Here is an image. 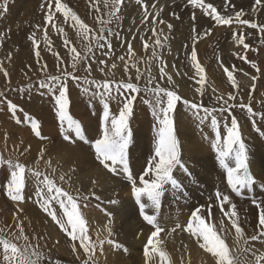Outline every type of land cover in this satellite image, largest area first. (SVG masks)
Listing matches in <instances>:
<instances>
[{
  "label": "snow or ice",
  "instance_id": "snow-or-ice-1",
  "mask_svg": "<svg viewBox=\"0 0 264 264\" xmlns=\"http://www.w3.org/2000/svg\"><path fill=\"white\" fill-rule=\"evenodd\" d=\"M8 2L9 0H0V18L7 13ZM102 3L105 10L103 13L100 11L99 0H95L93 3L97 13L95 20L100 25L98 29L91 28L68 3L62 2V0H45V3L41 5V9L45 12L43 24H36L27 39L31 42L30 46L36 62L40 63L41 38L37 37V31L43 32L44 49L53 54L60 74L51 75L47 72V64H40L39 70L44 72L45 76L38 81V87L35 88V91L41 96L48 94L54 98L55 113L58 117L59 132L63 142H66L70 147L88 144L94 162L99 167L113 176H122L129 182L139 214L154 229L147 239L144 255L152 260V255L158 254L162 262L167 261L168 264H171L168 255L160 247L162 243L160 234L165 232V228L160 222L164 198L166 193H170L174 200L187 199L190 193L186 190L182 178L187 177L189 182H196L194 173L190 171L189 166L182 160L181 156V143L175 121L178 103L192 113L198 120V126H203L208 122L207 126L214 133V137L209 136L201 127L203 138L208 141L210 148L215 152V158L220 168L226 173L227 186L236 196H241L245 189H252L256 183V177L250 169V152L242 136V121L238 120L237 115L232 113L236 109L246 110V118H251L252 128L259 137L264 138V104H262L261 109L254 110L250 95L248 102L244 101L242 86L234 74V65L232 66L233 70L223 67V72L226 73L232 87L238 91L229 93L227 98L222 95L215 96L213 104L218 105V107H208L203 102L194 103L190 99L184 98L177 90L173 75L170 74L162 55L166 47L169 51L171 50L170 36L164 34V29L166 28L168 33H171L174 24L161 18L163 9L156 10L158 2L150 3L146 0H135V3L142 8L143 18L140 23H147L151 26L144 29L150 31L151 35L148 39H145L144 36L139 37L143 41V49L145 51L151 49L150 56L142 57L143 64L147 67L144 70L141 69L132 42L128 40L125 49L127 60L125 55H120L116 59L123 63L125 73H129V69L134 68V77L129 73L126 79L117 81L111 72L117 68L115 62L110 64V70L106 74L112 76L111 79L97 80L89 79L88 76L75 75L74 73L80 66L90 76L93 67L89 61H96L98 71L104 73L105 68L108 67V62L106 59L97 56L96 50L103 52L104 57H108L111 56L113 48L112 37L115 36L124 41L120 33L115 31L111 25L113 23L119 24L122 7L126 5V0H102ZM186 3L195 9H201L203 14L211 17L217 25L231 26L235 24L249 26L253 30L258 29L261 34L260 42L264 44V22H255L250 17L244 18L243 10L235 11L234 15L231 13L222 14L213 3L206 2V0H186ZM254 3L258 8H264V0H254ZM228 7L231 5L229 4ZM57 13L62 14L64 23L70 20L71 27L76 28L82 40L86 42L82 45L83 54L72 44L63 27L57 26L55 22ZM172 15L177 21L181 19L179 14L173 13ZM196 19L197 17L193 13L190 25L192 43L190 45L185 44L184 47L187 49L186 56L190 59L191 67L195 70L193 79H196L198 84L195 91L203 97L206 94V69L198 58L196 45L202 36L197 30ZM48 25H51L56 32L63 34V46L68 50L64 58H61L60 53L53 47ZM158 25L164 27H158ZM210 34L211 29L204 32L203 36ZM7 35L8 32L0 33V46L5 43ZM135 38L133 36V39ZM233 40L236 44L242 45L245 53L251 47L249 43H246V37L242 32H233ZM121 46L123 47L124 44L122 43ZM238 55L240 54L238 53ZM68 56L71 57L72 71L62 67ZM12 58V51H9L5 59L11 62ZM240 58L246 60L257 73V75L251 76V89L255 90L257 87L255 82L264 76V69L254 59L249 60L246 54L240 55ZM154 62L158 65L159 81H166L164 86L158 82L157 75L152 73L151 69ZM0 73L4 77H9V71L4 66L3 61H0ZM142 77L146 81L143 86L140 84ZM69 83L80 87L81 91L89 96L90 106L93 100H98L102 105L98 138L90 139L86 134L85 125L70 113ZM32 88V84L27 85L29 92L32 91ZM19 91L23 92L25 88H20ZM141 92L149 96V99L145 100L144 103L151 109L155 121L153 126L155 136L153 152L146 161V167L142 174L134 176L129 162V146L133 139L130 119L133 115L134 102ZM109 101H113L119 106L118 115L112 113ZM0 103L6 105L17 123L21 122L20 117L16 114L17 112L23 113L24 109L8 99L2 91H0ZM92 111L95 114L94 107ZM24 115L25 119L30 122L31 130L35 136L46 142L47 137L41 134L40 121L27 113ZM30 147V145L26 146L25 151ZM41 161L45 162L46 167L50 169L49 172L39 170L38 165ZM35 165L28 167L26 163L5 158L0 154V168H3L7 174L5 183L0 185V192H3L15 206L16 211L13 219L15 228L19 233V235L16 232L4 233L3 229H0V264H61L60 260H53L51 249L47 252L42 250L41 240L51 239L50 236L37 233L33 241L28 235H24L25 220L22 217L25 213L22 205L30 197L33 198V203L41 214L57 227L65 239L69 240L71 252L76 257L75 264H98L97 250L99 249L100 253L103 254L105 244L113 249L127 252V248L113 238V220L111 218L113 213L111 212H107L105 235L101 236L99 231H97L95 239L89 235V222L81 211L82 207L88 206L87 203L82 204L81 201L87 202L89 196L84 195L79 189L73 194L71 190H66L63 186L69 183L73 175L79 170L75 162L69 172H61L57 176V169L52 168L49 150L40 148L38 149V157L35 158ZM26 171L35 178L34 195H26ZM174 172L177 175H174ZM96 184L97 181L93 180L92 186L95 187ZM90 195L95 197L97 201L101 200V196L96 195L94 191ZM214 199L218 204L219 211L230 221L234 235L230 230H224L223 220H220V229H217V225L211 221V207L207 208V217L202 215L201 208L205 207L203 205L191 213L184 225L176 223L171 231L175 232L177 229H181L190 233L199 243V246L211 254V257L214 258V264H264V250L256 249L250 243L252 241L264 242V201L258 202L255 199L251 201L258 209V223L249 236L246 234L245 228L242 227L237 204L233 202L232 197L217 188ZM107 203L116 205L119 202L108 198ZM54 205H58V208ZM226 206L227 210H225ZM230 236L232 237L231 246L229 244ZM21 240L23 243H20ZM54 244L58 245L59 241H54Z\"/></svg>",
  "mask_w": 264,
  "mask_h": 264
},
{
  "label": "bare ground",
  "instance_id": "bare-ground-1",
  "mask_svg": "<svg viewBox=\"0 0 264 264\" xmlns=\"http://www.w3.org/2000/svg\"><path fill=\"white\" fill-rule=\"evenodd\" d=\"M62 2L68 3L69 6L72 7L81 19L89 24L91 28H99L100 25L98 21L95 20L97 13L93 7L95 0H62ZM146 2H158V8H164L161 12L165 15L163 19L174 24V29L171 33H168L166 28L164 29V34L170 36L169 43L171 50L169 51L166 47L163 50L162 55L167 63L170 74L173 75V80L175 81L177 88L181 94L186 95H182L184 98L190 99L194 102L189 96L195 93V89L198 87L195 82H192L190 78L191 73L186 68V66L191 68V62L186 56L187 49L184 47L185 44L190 45L192 43L190 25L192 23L191 17L193 13H195L197 17L195 21L197 30L202 36V39L196 45L198 58L201 64L205 67L206 72L211 73L213 76L219 75L221 80L222 78L227 79L226 73L223 72L225 64L220 63L219 59H226L232 63H236L240 59L242 64L247 67L251 65L246 60L242 61L240 55L246 54L249 60H256V55L252 57L248 53L251 52V49L250 51L247 50L245 53L244 50L241 49L242 47L238 48L239 45L233 40V32L241 31L236 28L234 29L233 27V31L231 32H225V29L223 30L224 32H221V29H223L220 27L221 25L215 24L214 20L203 14L201 9H195L191 5H188L186 0H146ZM211 2L213 1L211 0ZM223 2L226 3L225 0ZM44 3L45 0H9L8 11L2 18H0V33L8 32L5 43L0 46V61H3L4 66L9 71V77H4L3 74L0 73V89L3 87V90H7V88L10 87L8 90H11L12 86L20 83L22 88H25V91H19V94L15 95L23 97L22 106L27 110H30L28 106L29 102L30 106L35 104L32 97L37 94L35 88L38 87V81L45 74L39 70L40 64H47L48 73L59 70V68H53L55 67L54 65H56L53 54L44 49L42 31H37V34H39L37 37L41 38L42 52L40 63L36 62L34 52L30 46L31 42L27 39L28 35L32 32H30L31 28L34 30L36 24H43L45 12L41 9V5ZM135 4V0H126V5L122 7V15L119 24L113 23L111 25L115 31L120 33V36L124 38V41L113 36V48L111 50V56L108 57H104L103 52L98 49L96 50V55L106 59L108 62V67L105 68V72L101 73L98 71V64L96 61H89L93 67L91 73L93 79L102 80L104 78H113L112 76L106 75L110 70V64L113 62L117 64V68L111 70V72L117 81L121 77L126 79L129 73L133 77L135 76L134 68H130L129 73H125L123 63L116 59L120 55H125V59L127 60L125 49L126 41L128 40H131L132 42L133 49L136 53V59L140 61L139 66L141 69L144 70L147 67L143 64L142 57L150 56L151 49L145 51L143 49V41H141L139 37L144 36L145 39H148L151 35L150 31H145L144 29L146 27L150 28L151 26L134 23L132 19L133 14L142 13V8ZM99 6L101 13H103L105 10L103 8L102 0H99ZM227 6L226 3L225 5H220L217 9L224 14L229 11L226 8ZM173 13L179 14L181 19L179 21L175 20L172 15ZM249 15L252 19H256L255 21L259 19L260 22H264V8H258L255 11L252 10ZM55 22L57 26L63 27L72 44L77 47V50L81 51L83 49L82 45L86 42L82 40L81 36L78 34V30L71 27V21L69 20L67 23H64L62 14L57 13ZM215 26H218L220 29H217ZM158 27L164 26L158 25ZM209 29L215 33L218 42H211V34L209 36H203V33ZM48 30L49 36L53 40L54 49L60 53L61 58L65 57L68 50L63 46V34L53 30L51 25H48ZM250 33L257 37L254 38L255 40H260V34L257 30L250 28ZM133 36L136 38L133 39ZM245 37L246 42L251 40L255 43V40L252 38H248V36ZM122 43L124 44L123 47L121 46ZM258 43L259 46H264L260 41ZM14 49L15 51H13ZM226 49L232 53L229 57L224 56V53H222L223 50L226 51ZM9 51H12L13 56L11 62L5 59ZM238 53L240 55H238ZM69 57L70 56H68V58ZM244 61H246V63ZM258 63H260L261 68L262 65L264 66L263 59L259 58ZM151 70L153 75H158V65H156L155 62L153 63ZM234 74L236 75L238 82H240V77L242 75L237 71H234ZM254 75H257V73L254 72ZM143 78L144 77H142L141 80ZM159 82L166 83V81ZM225 83L231 85V82L228 81V79ZM255 83L257 87L255 90H252V81L248 80L247 84H243L242 87L245 90H242V92L245 96H247V92L249 93L252 97L251 102L254 110H259L261 109L262 104H264V76L259 78ZM29 84L33 85L31 92L27 90V85ZM141 86L143 85L141 84ZM69 88H71V83H69ZM205 92L206 94L203 98L208 99L203 104L208 107H218V105L213 104V99L217 95H222L227 98L225 91L220 92L209 83H206ZM69 95L71 101L69 108L70 113H73V115H86V117L83 118V120L88 123L85 125L86 134L90 132L93 135L90 139L98 138L100 129V120L98 117L102 112V105L98 100H93L90 106L88 101L89 96L85 95L81 91V88L77 86L69 89ZM249 95L246 97V102H248ZM51 99V95H49V97L46 95L42 101L40 108L41 112L30 111V116L39 117L44 124V120L51 111L50 108L54 107V98L53 100ZM148 99L149 96L143 92L137 96V100L134 102L133 115L130 119L132 133H134L137 125H140V128L136 129L137 140H132V143L129 146V150L131 149V152H129L130 165L134 176L142 174L146 167V161L149 159L154 148L155 131L153 126L155 121L151 114L150 107L144 103V101ZM1 104L5 106L4 103ZM109 104L111 111L116 112L119 110V106L115 102L109 101ZM93 107L96 110L95 114H93L92 111ZM2 108H0V123L3 125L5 124L4 121H7V117L5 118L2 114ZM42 112L45 113L42 115ZM232 114L237 115L238 120L242 121V136L249 147L250 164L254 175L258 179L252 189H245L244 193L241 196H237L235 199L242 227L245 228L246 234L250 236L252 229L258 223V209L251 201L253 199L258 202L264 201V138L259 137L252 128L251 118H246V110L236 109L235 113ZM11 118L12 114L9 112V119L7 118L8 121ZM257 119H259V117H257ZM175 121L178 129V137L181 143L182 160L186 162L190 171L194 173L196 182L191 183L188 181L187 177L182 178L187 187V191L190 193L187 199L181 198L179 200H174V198H172L166 201L165 195L160 218V222L165 228V232L160 234V239L162 241L160 247L168 255L171 264H214V258L211 257V254L202 249L190 233L181 229L172 232L171 229L174 228L176 223L184 225L189 219V215L201 205L205 206L201 208V214L206 217L207 207L210 205L212 206L211 221L217 225L218 230L220 229V221H214V218L221 214L219 208L215 206V203L217 202L214 199V193L217 188L223 191L226 190V173L220 168L218 161L215 158L216 154L210 148L208 141L203 138L201 127H203V131L208 133L209 136L214 137V133L207 126L208 122L203 126H198V120L191 112L185 110L179 103L175 113ZM43 124L42 126H44V129L41 134L42 136L47 137L46 142L42 141L41 138L36 137L35 134H32L31 127L28 131L22 128L23 130L21 129L15 133L9 132V134L6 133L7 135L3 133L5 138L3 137V139H0L1 154L5 158L10 156L13 160H19L20 162L26 163L28 167H33L36 166L35 158L38 157V149H48L52 168L57 169V176L61 172H69V169L73 167L72 164L74 165L75 162V165L78 166L79 170L73 175L71 181L63 186L66 190H71L73 194L79 189L84 195L89 196L87 202L81 201L82 204H88L86 208H91L90 210L85 209L86 215H89V218L92 217L91 219H93L87 220L89 222V235H91L93 239H95L97 231L101 233V236L105 235L104 228L107 224V215L102 213L101 210L106 209L108 212L113 213L111 217L113 220V238L127 248V252H124L122 250L113 249L111 246L105 244L103 254L100 253L99 249L97 250L96 259L98 264H168L167 261L162 262L158 254H153L152 260H149L148 257H145L144 255V248L147 244V239L150 236L151 231L154 229L152 226L148 225L139 214L138 206L131 193L129 182L122 176H113L99 167L97 163L94 162L88 144L70 147L66 142H63L62 135L58 129L53 130L49 125L46 126V124ZM24 125L28 126L26 122H24ZM14 136H17L18 141H15L12 138ZM9 137L12 138L8 140L10 144L6 141ZM2 145H5V147H2ZM28 145L31 147L25 151V147ZM84 154L90 155L92 159L83 157ZM38 168L46 173L50 171V169L46 167L44 161L39 163ZM2 169L3 168H1L0 171H2ZM4 171L5 170L3 169L2 172ZM174 175H177V173L174 172ZM25 180L26 195H34L36 183L35 178L26 171ZM93 180L97 181L95 187L92 186ZM4 183V178L0 177V185H3ZM200 185L201 189L199 187ZM93 191L96 195L101 196L100 201H97L95 197L90 195ZM108 198L115 199L119 203L116 205L108 204ZM169 204L175 208L178 213L173 214L170 210L171 207ZM9 205L15 208L13 202L6 198L3 192H0V213H4L5 207ZM22 207L25 213L22 219L25 220V227L29 230L27 235L32 239H35L37 233H42L43 236H50L51 239L41 240L43 251L47 252L51 249L53 260L58 259L61 261V264H75L76 257L71 252L69 240L65 239L64 235L58 231L57 227L51 224L48 219L41 214L38 208L34 205L33 198L30 197L27 200L25 207ZM54 207L58 208V205H54ZM83 208L85 207H82L81 211ZM225 210H227V206ZM14 214H11L9 224H13L14 230L17 231L13 219ZM223 224L224 230H230L234 235V229L232 228L231 223L226 225V223L223 222ZM56 240L59 241L58 245L54 244V241ZM168 241L170 245L176 241H183L184 245L178 247L172 246L171 250H168L164 247L165 243ZM250 243L254 248L264 250V246H262L264 242L252 241ZM229 244L230 246L232 244L231 236L229 237Z\"/></svg>",
  "mask_w": 264,
  "mask_h": 264
},
{
  "label": "rangeland",
  "instance_id": "rangeland-1",
  "mask_svg": "<svg viewBox=\"0 0 264 264\" xmlns=\"http://www.w3.org/2000/svg\"><path fill=\"white\" fill-rule=\"evenodd\" d=\"M213 2H211V0H206V2H211V3H213V5L217 8V7H219L220 5H225L226 3H227V5H231V7H226L229 11H227V12H225L224 14H226V13H231V14H233L234 15V12L235 11H239V10H243V12L245 13V17L244 18H249L250 17V15H249V13L253 10V9H258V7L255 5V3H254V0H225V2L226 3H224L223 1L224 0H212ZM239 4V5H238ZM135 5H137V4H135ZM160 8H162V7H159V8H157L156 10H159ZM162 9H164V8H162ZM151 10V9H150ZM164 14L163 13H161V17L162 18H164ZM142 18H143V13H141V14H133V16H132V19H133V21H134V23H139V24H141L140 23V21L142 20ZM251 18V17H250ZM149 20H151V17H149ZM254 20V19H253ZM256 20V19H255ZM254 20V21H255ZM215 22V21H214ZM255 22H260V20L259 19H257V21H255ZM144 26H146L147 25V23H145V24H143ZM140 26H142V25H140ZM226 26V27H225ZM233 26L234 25H231V26H228V25H221L220 27L221 28H223V29H221V32H231V31H233L232 29H233ZM217 29H220L218 26H215ZM93 28V27H92ZM227 28V29H226ZM237 29V30H239V31H241L245 36H248V38H252L253 40H255L254 38H257L256 36H254L253 34H251L250 33V27H234V29ZM225 29V30H224ZM224 30V31H223ZM31 31H33V29L31 28L30 29V32ZM257 32L259 33V30H257ZM260 34V33H259ZM37 35H39V34H37ZM261 35V34H260ZM211 42H218L217 41V39H216V37H215V33H213L212 31H211ZM260 40H255V43H253L251 40L250 41H248V42H246V43H249L250 45H251V47L248 49V51H250V49H251V52H248L252 57L253 56H255L256 55V62H257V64L259 65V66H261L260 65V63H258V61H259V58H261V59H263L264 60V46L262 45H260L259 46V42ZM242 47V45H239L238 46V48H241ZM242 50H243V48H241ZM253 49V50H252ZM78 51H80V50H78ZM81 52V54H83V49L80 51ZM232 52H235V51H232ZM247 52V51H246ZM222 53H224L223 55L224 56H226V57H229L232 53L230 52V51H228L227 49H226V51L225 50H223V52ZM229 55H228V54ZM255 53V54H254ZM258 55V56H257ZM223 56V57H224ZM64 58V57H63ZM243 61V60H242ZM54 62L56 63V65H57V61L54 59ZM219 62L220 63H222V64H225V67H228L230 70H233V68H232V66L234 65L235 66V70L234 71H237V72H239L240 73V75H242L241 77H240V75H239V77H240V85L241 86H243V84H247V81L248 80H251V76H253L254 75V72H256L255 71V69H252L251 68V66H245V65H243L242 64V62H241V60L239 59V61L238 62H236V63H232V62H230V61H228V60H226V59H219ZM245 63H246V61H244ZM52 64L54 65V63L52 62ZM53 65H52V67H53ZM56 65H54L55 67H53V68H57V66ZM51 67V68H52ZM62 67L63 68H66L68 71H72V69H71V57H67V59L66 60H64V63H63V65H62ZM186 68L188 69V71L191 73L190 74V78H191V80H192V82H195V84L198 86V84L196 83V79H193V77H195V70L191 67V68H189L188 66H186ZM248 68V69H247ZM58 69V68H57ZM262 69H264V66L262 65ZM194 75H193V74ZM49 74H51V75H58V74H60V69L58 70V71H56V72H49ZM75 75H79V76H81V77H84V76H88V78L89 79H93L92 78V76L90 75H88L86 72H84V70H83V67H80V66H78V68H77V70H76V72L74 73ZM245 74H247V75H245ZM44 76H45V74L42 76V78L41 79H43L44 78ZM213 75L211 74V73H209V72H206V83H209V84H211L212 86H214L218 91H220V92H222V91H225L226 92V94L225 95H227V97H228V95H229V93H236L238 90L237 89H235V88H233L232 87V85H228L229 83H225L226 82V78H222V80L220 79V76L219 75H217V76H213ZM121 79H125L124 77H121V78H119L118 79V81L119 80H121ZM157 79L159 80V77H158V75H157ZM35 80H37V79H35ZM145 78H143L142 80H140V84H142V85H144L145 84ZM159 82V81H158ZM155 83V82H154ZM161 83V82H160ZM165 85V83H161V86H164ZM73 87H75V85L73 84V83H71V88H73ZM20 88H22V86H21V84L19 83V84H16L15 86H12L11 87V90H8V89H10V87H8L7 88V90H3V87H1V89H0V91H2V92H4L5 93V95L7 96V98L8 99H11L12 100V102L13 103H16V104H18L21 108H23L24 109V112L22 113V112H17V116H19L20 117V120H21V122L20 123H17L16 122V120H15V118L12 116V118L8 121V119H9V112H10V110L6 107V105L4 106V105H2L1 103H0V108H2V114L4 115V117L6 118V120L7 121H4L5 122V124H1L0 123V139H3V137L5 138V136H4V134L3 133H7V134H9V132L11 133V132H13V133H15V132H17V131H19V130H21L22 128L24 129V130H26V131H28V130H30L29 128L31 127L30 126V122L29 121H25V115H24V113H27L29 116H30V111H36V112H41L40 111V108H41V105H42V101H43V98L46 96V95H48V94H45V95H43V96H41L39 93H37V94H35L33 97H32V100H34L35 101V104L33 105V106H30L29 105V103H28V106H29V109L30 110H27L25 107H23L22 106V104H23V97H21V96H16L15 94H19V89ZM71 88H69V89H71ZM177 90L179 91V89L177 88ZM242 90H245L243 87H242ZM179 93L181 94V92L179 91ZM181 95H185V94H181ZM249 95V93L247 92V96ZM186 96V95H185ZM247 96H245V94L243 95V99H244V101L246 102V97ZM48 97H49V95H48ZM189 97H191L193 100H194V102L195 103H200V102H206V100L208 99V98H203V97H201L197 92H195V93H193L192 95H190ZM240 97L238 96V99H239ZM51 100H53V97H52V99ZM89 101V100H88ZM88 101H87V103H88ZM92 106H93V103H92ZM120 106H122V105H120ZM50 113H49V117L47 116V118L44 120V124L42 123V119H40L39 117H33L34 119H37V120H39L40 121V130H41V132H42V130L44 129V126H42V124L43 125H45L46 124V126H48L49 125V127L51 128V129H58V131H59V124H58V118H57V115H56V113H54L55 112V108L54 107H51L50 108ZM118 112H119V110H117L116 112H113L112 111V113L113 114H117L118 115ZM45 112H42V115L44 114ZM235 113V112H234ZM55 114V115H54ZM72 115H73V113H71ZM102 116V112L99 114V117H98V119L100 120V117ZM73 117L74 118H76V119H78V120H80L81 121V123L83 124V125H86V124H88L86 121H84L83 120V118L84 117H86V115H73ZM49 118V119H48ZM52 118V119H51ZM46 120H48V121H46ZM51 122H50V121ZM57 120V121H56ZM6 122H8V123H6ZM24 122H26L27 123V125L28 126H25L24 125ZM46 122V123H45ZM48 122V123H47ZM49 122H50V124H49ZM130 125H131V121H130ZM24 126V127H23ZM9 127H10V129H9ZM5 128V129H4ZM140 128V125H137V127L135 128V131H134V133H133V141H136L137 140V134H136V129H139ZM22 129V130H23ZM4 131V132H3ZM7 131V132H6ZM6 134V135H7ZM32 134H34V132L32 131ZM88 136H89V138H92L93 137V135L89 132L88 134H87ZM15 141H18L17 140V136H14V137H12ZM12 138H8V139H6V141L8 142V140H10V139H12ZM58 138V137H57ZM5 140V139H4ZM8 144H10L9 142H8ZM7 144V145H8ZM6 145V144H5ZM5 145H2V147H5ZM129 152H131V149L129 150ZM0 154H1V151H0ZM88 155V154H87ZM86 154H84V156L83 157H88V159H92V157L90 156V155H88L87 156ZM8 158H11L10 156H8ZM129 162H130V158H129ZM72 166H74L73 164H72ZM0 170H1V168H0ZM2 171H3V169H2ZM2 171H0V177H3L4 178V182H5V179H6V172L4 171V172H2ZM74 180V179H73ZM72 180V181H73ZM200 187V189H201V185L199 186ZM173 197L171 196V194L170 193H166V201H168V200H170V199H172ZM25 205H26V203H24L22 206H24L25 207ZM169 206L171 207L170 208V210L172 211V213L173 214H175V213H178L176 210H175V208H173L170 204H169ZM85 209H87V210H90L91 208H83V210H82V214L85 216L86 215V213H85ZM16 210H15V208L14 207H12L11 205H9V206H6L5 207V211H4V213H0V229H3V231H4V233H11V232H16V234L17 235H19V233L17 232V231H15L14 230V228H13V224H9V222H10V220H11V214H14V212H15ZM101 212L102 213H104L105 215H107V210L106 209H103V210H101ZM86 218V220H90L91 218H89V215H86L85 216ZM91 220H93V219H91ZM220 220H223V222L224 223H226V225L227 224H230V221L228 220V218L227 217H224L223 215H222V213L220 214V215H218V216H216L215 218H214V221H220ZM36 229V228H35ZM28 232H29V230H28V228H26L25 227V232H24V235H27L28 234ZM30 239H32V238H30ZM33 241L35 240V239H32ZM20 243H23V241L21 240L20 241ZM41 243H42V241H41ZM181 245H184V242L183 241H176V242H174L172 245H170V243H169V241L168 242H166L165 243V245H164V247L166 248V249H168V250H171V247L172 246H175V247H178V246H181ZM42 250H43V247H42ZM146 257V256H145Z\"/></svg>",
  "mask_w": 264,
  "mask_h": 264
}]
</instances>
